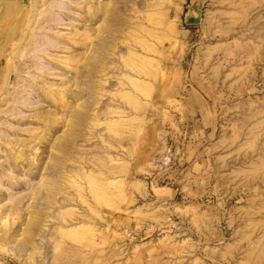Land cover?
Instances as JSON below:
<instances>
[{
	"label": "rangeland",
	"instance_id": "1",
	"mask_svg": "<svg viewBox=\"0 0 264 264\" xmlns=\"http://www.w3.org/2000/svg\"><path fill=\"white\" fill-rule=\"evenodd\" d=\"M0 264H264V0H0Z\"/></svg>",
	"mask_w": 264,
	"mask_h": 264
}]
</instances>
